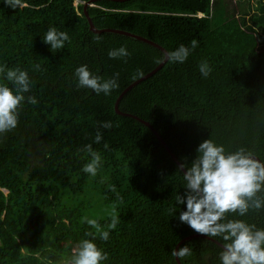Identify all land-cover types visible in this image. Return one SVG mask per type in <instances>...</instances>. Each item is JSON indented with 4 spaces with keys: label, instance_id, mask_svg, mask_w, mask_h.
I'll use <instances>...</instances> for the list:
<instances>
[{
    "label": "trees",
    "instance_id": "obj_1",
    "mask_svg": "<svg viewBox=\"0 0 264 264\" xmlns=\"http://www.w3.org/2000/svg\"><path fill=\"white\" fill-rule=\"evenodd\" d=\"M83 1L22 0L12 9L0 0V66L25 70L31 81L17 127L0 134V264H72L84 239L108 254L101 264H178L171 254L176 242L195 232L179 220L186 210L176 203L185 191L183 172L151 128L114 109L121 89L164 52L130 35L92 31ZM233 1L95 0L87 6L98 27L140 33L168 52L181 44L190 49L186 61L166 60L119 101L122 110L149 120L181 162L190 164L208 138L264 162V0H251L256 6ZM50 27L70 37L55 53L42 39ZM121 46L130 55L110 58ZM202 61L212 69L206 78ZM81 65L105 80L119 73V87L108 95L78 88L74 72ZM0 84L14 90L5 74ZM28 96L38 102L28 103ZM89 144L102 158L95 176L82 171L91 160ZM87 187L119 217L115 229L107 228L110 215L93 218L109 231L107 241L83 222L78 205L64 201ZM226 215L264 229V207ZM185 245L191 255L183 264H221L223 248L214 241L195 236L179 247Z\"/></svg>",
    "mask_w": 264,
    "mask_h": 264
},
{
    "label": "clouds",
    "instance_id": "obj_2",
    "mask_svg": "<svg viewBox=\"0 0 264 264\" xmlns=\"http://www.w3.org/2000/svg\"><path fill=\"white\" fill-rule=\"evenodd\" d=\"M4 3L12 9L22 6V0H4ZM42 39L45 44L50 45L53 53L62 49L65 42H70L69 35L55 27H50ZM197 43L195 39L191 41L192 49L197 47ZM189 54L190 49L181 44L161 59L183 63ZM108 55L110 58H122L130 53L126 47L121 46L110 50ZM35 67L40 69L39 65ZM199 70L205 78L212 71L206 61L199 64ZM0 74H5L6 80L14 86L13 90L6 84H0V134H4L17 127L20 109L26 99L24 93L30 91L31 81L28 72L18 67L6 70V66H0ZM74 75L78 88H89L96 94L108 95L119 87V73L105 80L93 75L86 65H81L75 69ZM137 75H142V72L138 71ZM27 102L36 104L38 101L35 96H28ZM101 127L111 128L112 124L103 122ZM101 139L102 134L97 131L95 142L99 143ZM85 150L91 160L83 166L82 171L95 176L102 158L92 149L91 144L86 145ZM196 153L190 164L185 161L178 165L179 171L187 169L182 173L185 191L176 196L177 205L186 204V210L179 213V220L198 234L220 237L225 241L219 254L221 264H264V229L256 228L243 220H229L226 215L235 213L244 216L250 209L259 210L264 207V197L257 195L264 191V162L243 147L226 151L222 144L217 145L211 138L203 140ZM112 191H115V187ZM109 215L111 222L107 228L115 229L119 223L115 209ZM82 220L96 229L100 239L108 240L109 231L103 230L96 219L83 217ZM86 235L93 236V233ZM171 254L183 259L191 255V249L185 245L173 249ZM107 258L108 254L99 249L93 240L84 239L73 252L72 264H101Z\"/></svg>",
    "mask_w": 264,
    "mask_h": 264
},
{
    "label": "water",
    "instance_id": "obj_3",
    "mask_svg": "<svg viewBox=\"0 0 264 264\" xmlns=\"http://www.w3.org/2000/svg\"><path fill=\"white\" fill-rule=\"evenodd\" d=\"M94 1L95 0H84L83 1V11H84V14L88 20V23H89V28L94 31V32H102V31H111V32H117V33H123V34H126V35H130V36H133L135 38H138L140 40H143V41H146L158 48H160L163 52H164V55L163 57H166L167 53H168V50L163 46L161 45L160 43L156 42L155 40L149 38V37H146L140 33H137V32H134V31H130L128 29H125V28H120V27H113V26H102V27H98L94 24L93 20L91 19L88 11H87V6L88 5H92L94 4ZM121 1V0H120ZM167 59L164 58V59H161V62L157 63L154 67H152L150 70H148L147 72L143 73L142 75L136 77L135 79H133L132 81H130L127 85H125L121 91L118 93V95L116 96L115 100H114V109L117 113L119 114H122V115H129V116H132L136 119H138L139 121L143 122L145 125H147L149 128H151V130L155 133V135L158 137V139L161 141V143L163 144L164 148L168 151V153L170 154V156L173 158V160L176 162L177 165H179L181 163V161L179 160V158L177 157V155L173 152V150L171 149V147L168 145V143L165 141V139L161 136V134L154 128V126L151 124V122L133 112H130V111H125V110H122L120 107H119V101L121 99V97L123 96V94L129 90L133 85H135L136 83H138L139 81H141L142 79L146 78L147 76L151 75L153 72H155L160 66H162L164 64V62L166 61ZM257 159L261 160L262 159L256 155V154H253ZM263 162V161H262ZM187 169H182V172L186 171ZM195 236H201V237H205V238H208L209 240H212L214 241L216 244L220 245L222 248H223V245L224 243L222 241H220L219 239H217L216 237H208L206 235H202V234H198L196 232H191V233H188L186 235H184L183 237H181L175 244L174 246V249L176 248H179L180 244L189 239V238H192V237H195ZM175 260L178 264H183L182 261L180 260V258L178 257H175Z\"/></svg>",
    "mask_w": 264,
    "mask_h": 264
},
{
    "label": "rangeland",
    "instance_id": "obj_4",
    "mask_svg": "<svg viewBox=\"0 0 264 264\" xmlns=\"http://www.w3.org/2000/svg\"><path fill=\"white\" fill-rule=\"evenodd\" d=\"M232 2L235 5L233 0ZM250 2L252 3V6H256L255 2L253 3L251 0ZM64 201L65 203L70 205H78L82 211V218L88 217L89 219H93L109 216V213L114 209V206L112 204L103 202L100 196L89 187H87L79 194L65 196Z\"/></svg>",
    "mask_w": 264,
    "mask_h": 264
},
{
    "label": "bare ground",
    "instance_id": "obj_5",
    "mask_svg": "<svg viewBox=\"0 0 264 264\" xmlns=\"http://www.w3.org/2000/svg\"><path fill=\"white\" fill-rule=\"evenodd\" d=\"M183 263V262H182Z\"/></svg>",
    "mask_w": 264,
    "mask_h": 264
}]
</instances>
